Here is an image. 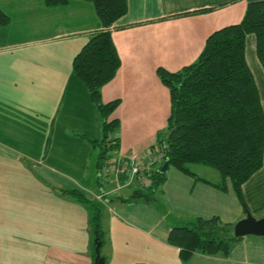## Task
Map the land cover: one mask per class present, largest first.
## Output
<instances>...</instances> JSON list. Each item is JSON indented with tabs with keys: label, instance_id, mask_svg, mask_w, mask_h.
<instances>
[{
	"label": "crops",
	"instance_id": "crops-1",
	"mask_svg": "<svg viewBox=\"0 0 264 264\" xmlns=\"http://www.w3.org/2000/svg\"><path fill=\"white\" fill-rule=\"evenodd\" d=\"M249 1L127 0L110 27L121 62L101 87L103 101L120 99L111 113L120 122V144L107 161L115 169L101 186L97 148L73 133L101 136L97 108L72 67L102 27L93 2L0 0L9 16L0 24V264H94V212L67 191L73 188L108 209L99 217L104 264H264V234L242 235L226 255L193 252L186 259L168 241L170 228L188 218L233 223L246 215L230 179L225 189L215 185L221 180L215 168L194 163L196 177L169 165L155 198L141 197L138 181L111 195L130 186L131 162L146 161L166 124L170 95L157 67L174 71L195 61L207 36L238 23ZM245 59L264 112L254 33L246 34ZM241 187L249 211L263 216L264 151L261 167Z\"/></svg>",
	"mask_w": 264,
	"mask_h": 264
},
{
	"label": "trees",
	"instance_id": "trees-1",
	"mask_svg": "<svg viewBox=\"0 0 264 264\" xmlns=\"http://www.w3.org/2000/svg\"><path fill=\"white\" fill-rule=\"evenodd\" d=\"M44 1L47 5L67 2ZM90 1L102 27L93 32L73 56L72 67L85 83L97 108L101 136L96 139L81 132L73 133L88 140L94 148L99 147L96 181L104 186L102 167L120 144V137L115 134L120 122L111 117L120 99L103 101L101 87L114 77L121 62L110 27L126 12L127 0ZM8 21L9 16L0 8V24ZM247 33H254L256 53L264 67V0L249 1L238 23L212 31L195 61L174 71L157 67L160 80L169 89L170 110L150 151L161 150L164 159L148 172L150 183L139 184L141 197L155 198L161 191L169 165L198 177L191 165L199 163L219 171L221 180L215 185L220 188L225 189L226 180L230 179L243 209L246 213L249 211L241 186L263 163L264 112L257 84L245 59ZM165 160L167 167L162 169ZM67 191L94 206L92 221L96 239L101 243V208L79 189ZM233 223L224 222L217 216H195L172 226L168 241L179 246L182 259L193 252L226 255L235 240L241 237L234 235Z\"/></svg>",
	"mask_w": 264,
	"mask_h": 264
},
{
	"label": "built area",
	"instance_id": "built-area-1",
	"mask_svg": "<svg viewBox=\"0 0 264 264\" xmlns=\"http://www.w3.org/2000/svg\"><path fill=\"white\" fill-rule=\"evenodd\" d=\"M164 159V154L161 150H156L148 154L146 161L143 163L133 161L131 162L130 167V179L128 182L132 181L133 178L136 179L139 183L143 185H148L150 180L148 178V172L152 167L155 166L156 163L161 162ZM115 169V167H110L108 162L104 164L101 171V176L106 179V177L110 174V171ZM126 169V163H122L121 165L117 166L116 170L122 172Z\"/></svg>",
	"mask_w": 264,
	"mask_h": 264
},
{
	"label": "water",
	"instance_id": "water-1",
	"mask_svg": "<svg viewBox=\"0 0 264 264\" xmlns=\"http://www.w3.org/2000/svg\"><path fill=\"white\" fill-rule=\"evenodd\" d=\"M168 161L165 160L161 164V168L165 169L167 167ZM233 233L236 236H242L245 234H264V215L261 217H255L250 211L246 215L233 223ZM95 259L94 264H104V257L100 255L99 245L100 242L95 239Z\"/></svg>",
	"mask_w": 264,
	"mask_h": 264
},
{
	"label": "rangeland",
	"instance_id": "rangeland-1",
	"mask_svg": "<svg viewBox=\"0 0 264 264\" xmlns=\"http://www.w3.org/2000/svg\"><path fill=\"white\" fill-rule=\"evenodd\" d=\"M98 112V111H97ZM98 117H99V114H98ZM89 137V136H88ZM91 138V137H90ZM91 145V144H90ZM91 147H93L92 145H91ZM97 148V153L99 152V147L97 146L96 147ZM126 177V176H125ZM120 179L122 180V181H124V177L121 175L120 176ZM97 182V181H96ZM131 184H130V186L128 187V186H126V187H124V188H120V189H118V190H116V191H114L111 195L112 196H114V195H119V194H121V193H126L130 188H132L133 186L135 187V185H137L136 184V179L135 178H133L132 179V181L130 182ZM105 186H107L106 184H104ZM108 187H109V185H108ZM97 203V205L101 208V210H102V212L104 213V214H107V211H108V209L106 208V207H103V205L101 204V203H99L98 201L96 202ZM93 212H94V206H92L91 208H90Z\"/></svg>",
	"mask_w": 264,
	"mask_h": 264
}]
</instances>
